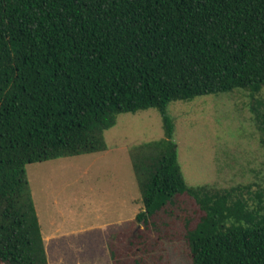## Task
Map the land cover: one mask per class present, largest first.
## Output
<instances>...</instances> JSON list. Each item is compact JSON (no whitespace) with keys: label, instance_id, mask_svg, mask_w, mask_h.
Listing matches in <instances>:
<instances>
[{"label":"trees","instance_id":"obj_1","mask_svg":"<svg viewBox=\"0 0 264 264\" xmlns=\"http://www.w3.org/2000/svg\"><path fill=\"white\" fill-rule=\"evenodd\" d=\"M263 87L264 0H0V264H47L26 165L105 151L117 115L147 109L163 136L128 149L142 204L130 252L152 264L145 232L160 239L168 220L190 264H264V190L187 186L166 114ZM251 112L264 144V104ZM121 239L112 264H147L122 263Z\"/></svg>","mask_w":264,"mask_h":264},{"label":"rangeland","instance_id":"obj_2","mask_svg":"<svg viewBox=\"0 0 264 264\" xmlns=\"http://www.w3.org/2000/svg\"><path fill=\"white\" fill-rule=\"evenodd\" d=\"M259 101L264 104V87L254 98L237 89L167 106L187 186L250 184L264 190V144L251 112ZM162 136L156 110L120 113L104 132L105 151L26 165L39 226L43 234L55 235L45 242L49 264H112L107 241L116 232H122L117 249L122 263L142 258L149 264L146 254L131 253L128 244L142 208L128 149ZM165 228L160 239L155 230L145 232L147 243L157 244L150 262L190 264L180 223L167 220Z\"/></svg>","mask_w":264,"mask_h":264},{"label":"crops","instance_id":"obj_3","mask_svg":"<svg viewBox=\"0 0 264 264\" xmlns=\"http://www.w3.org/2000/svg\"><path fill=\"white\" fill-rule=\"evenodd\" d=\"M36 215H37V213H36ZM40 232H41L42 239L44 241V246H45V242L50 241L55 236L54 233L52 234V233H49V232H47L46 234H43L41 228H40ZM45 251H46V249H45ZM47 264H49L48 259H47Z\"/></svg>","mask_w":264,"mask_h":264}]
</instances>
